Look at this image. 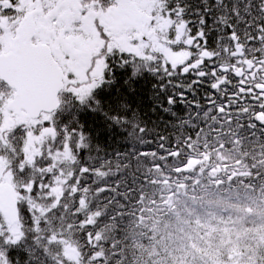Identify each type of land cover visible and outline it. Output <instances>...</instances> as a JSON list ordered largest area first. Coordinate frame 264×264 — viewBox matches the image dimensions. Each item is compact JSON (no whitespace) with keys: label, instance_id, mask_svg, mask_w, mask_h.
<instances>
[{"label":"snow or ice","instance_id":"1","mask_svg":"<svg viewBox=\"0 0 264 264\" xmlns=\"http://www.w3.org/2000/svg\"><path fill=\"white\" fill-rule=\"evenodd\" d=\"M209 149L264 182V0H0V264H133L146 195Z\"/></svg>","mask_w":264,"mask_h":264},{"label":"trees","instance_id":"2","mask_svg":"<svg viewBox=\"0 0 264 264\" xmlns=\"http://www.w3.org/2000/svg\"><path fill=\"white\" fill-rule=\"evenodd\" d=\"M237 160L231 150L209 149L179 176L157 179L161 191L146 195L132 222L133 264H264V182L243 179L249 168ZM216 215L231 220L198 224ZM66 254L73 257L71 249Z\"/></svg>","mask_w":264,"mask_h":264},{"label":"water","instance_id":"3","mask_svg":"<svg viewBox=\"0 0 264 264\" xmlns=\"http://www.w3.org/2000/svg\"><path fill=\"white\" fill-rule=\"evenodd\" d=\"M15 201L12 187L8 184H0V211L5 214V218L13 225L16 224L18 216Z\"/></svg>","mask_w":264,"mask_h":264},{"label":"rangeland","instance_id":"4","mask_svg":"<svg viewBox=\"0 0 264 264\" xmlns=\"http://www.w3.org/2000/svg\"><path fill=\"white\" fill-rule=\"evenodd\" d=\"M3 182L12 183L10 175L6 176L3 180ZM229 218H230V216L225 219L224 216H222V215H216L215 217L206 219V221H204L205 223L198 222V224H200V226H204V225L208 226V225H213L215 223L225 224V223L229 222V220H231Z\"/></svg>","mask_w":264,"mask_h":264}]
</instances>
